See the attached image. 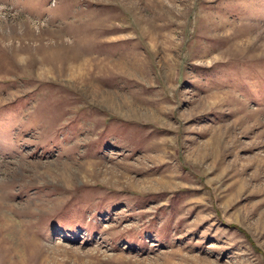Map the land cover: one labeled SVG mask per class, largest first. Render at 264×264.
Wrapping results in <instances>:
<instances>
[{
    "label": "rangeland",
    "instance_id": "374dc122",
    "mask_svg": "<svg viewBox=\"0 0 264 264\" xmlns=\"http://www.w3.org/2000/svg\"><path fill=\"white\" fill-rule=\"evenodd\" d=\"M0 264H264V0H0Z\"/></svg>",
    "mask_w": 264,
    "mask_h": 264
}]
</instances>
